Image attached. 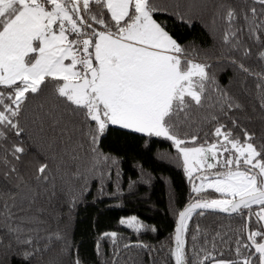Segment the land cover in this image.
Segmentation results:
<instances>
[{
  "label": "snow or ice",
  "instance_id": "snow-or-ice-1",
  "mask_svg": "<svg viewBox=\"0 0 264 264\" xmlns=\"http://www.w3.org/2000/svg\"><path fill=\"white\" fill-rule=\"evenodd\" d=\"M253 3L260 4V14H264V0ZM176 7L173 14L185 20L206 9L208 0H177ZM161 11L166 9L158 7L155 0H0V139L5 138V130L17 136L23 134L19 118L27 112L46 141L45 159L56 161L57 171L66 156L79 159V150L84 147L81 138L88 141L93 168L101 157L116 164L115 158L100 153L96 147L109 125L170 141L182 157L192 192L200 193L207 187L225 197L197 199L178 213L175 247L170 251L175 264H187L184 233L196 209L241 215L249 210L250 219L251 208L257 205L259 210L254 215L258 223L264 222V145L258 150L251 142L254 137L246 131L242 141L219 124L213 133L215 142L205 139L199 146H189L196 144L200 128L217 122V116L212 114L215 110L227 115L225 108L240 109L242 105L220 88L215 74L209 71L211 64L190 58L154 18V13ZM239 15L225 0H216L211 25L215 28L218 20L223 23L221 42L231 51L241 49L240 33L244 29L236 26ZM257 15L255 7L243 12L250 38L259 42L257 33L264 31V19L257 23ZM243 55H250L246 47ZM258 59L264 61V51ZM237 67L259 81L256 88L264 109V73H253L243 63ZM193 126L196 132H185L188 138L182 139L180 129ZM233 126H238L235 120ZM24 151V147L13 145L16 159ZM205 171L211 174L198 175L202 183L197 186L194 173ZM49 172V164L43 163L35 179L47 182ZM203 181L209 182L205 185ZM16 196L29 198L28 193H17L11 199L15 201ZM4 208L11 221L13 213L7 201ZM120 224L137 232L146 227L135 216L121 219ZM7 230L12 234L20 231L18 227ZM199 231L197 227V234ZM105 235L114 240L117 236L115 232ZM258 237L264 240V226L248 232L250 243L237 239V259L205 254L204 260L211 258L216 264H264V242H258ZM16 238L20 241L19 236ZM55 239L63 237L55 234ZM192 239L195 241L196 235ZM22 243L30 245L32 241ZM131 246L147 247L139 243ZM252 248L254 252L244 251ZM97 250L99 254V244ZM193 252L199 255L195 248ZM31 255L25 253V260ZM204 260L198 264H204ZM73 264L82 261L77 257Z\"/></svg>",
  "mask_w": 264,
  "mask_h": 264
},
{
  "label": "trees",
  "instance_id": "trees-1",
  "mask_svg": "<svg viewBox=\"0 0 264 264\" xmlns=\"http://www.w3.org/2000/svg\"><path fill=\"white\" fill-rule=\"evenodd\" d=\"M225 2L240 14L236 23L244 29L240 33V51H231L222 44L221 21H217L215 28L211 25L216 0H208L206 9L185 20L173 14L177 0H155L166 11L154 13V18L185 48L190 58L211 64L209 71L215 74L220 88L242 105L240 109L225 108L227 115L215 110L212 114L217 116V122L200 128L196 144L189 146H198L205 139L215 142L214 129L223 124L242 141L246 131L254 137L251 142L259 150L264 145V109L260 107V93L256 88L259 81L240 71L237 65L243 63L253 73H264V61L258 59V54L264 51V31L257 33L259 42L250 38L243 12L255 7L257 23L264 19V14H260L262 6L253 0ZM180 11H185L183 6ZM105 14L108 18L106 10ZM248 15L251 21V13ZM245 47L250 51L247 57L243 55ZM233 59L237 64L230 63ZM19 120L25 129L23 134L17 136L14 131L5 130V138L0 139V264H73L77 257L82 264H113L114 261L115 264H173L170 249L179 210L197 199L224 198L215 191L192 192L182 157L164 138L109 125L96 147L100 153L115 158L116 164L101 157L93 168L88 141L81 138L84 147L79 150V159L66 156L63 167L57 171L56 161L45 159L46 141L32 125L30 115L22 113ZM233 120L237 127L233 126ZM180 132L181 138L187 139L183 134L196 132V127H184ZM51 134L49 131L48 135ZM13 145L25 148L17 154L19 159L13 155ZM43 163L50 166L47 182L35 179L36 170ZM17 193H28L29 198L22 200L16 196L13 201L11 197ZM5 201L13 213L11 221L7 219ZM258 210L259 206H252L250 219L249 210H244L242 215L193 213L184 233L187 264H198L205 254L224 260L237 259V239L249 243L248 232L264 226L254 215ZM201 212L204 214L200 215ZM133 216L146 226L139 232L120 224L121 219ZM9 227H18L20 231L9 233ZM112 232L117 234L115 240L105 235ZM55 234L63 239H55ZM27 239H31L30 245L22 243ZM257 240L262 241L260 237ZM138 243L147 247L131 246ZM244 251L254 252V248ZM25 253L32 255L25 260ZM215 263L211 258L204 260V264Z\"/></svg>",
  "mask_w": 264,
  "mask_h": 264
},
{
  "label": "water",
  "instance_id": "water-1",
  "mask_svg": "<svg viewBox=\"0 0 264 264\" xmlns=\"http://www.w3.org/2000/svg\"><path fill=\"white\" fill-rule=\"evenodd\" d=\"M201 201H205L203 199H199ZM196 201V200H195ZM195 201H192V202H195ZM189 204V203H188ZM188 204H186L185 206H183L180 210L182 211ZM197 211H211V212H218V213H222V214H230V213H224V212H220L219 210H212V209H196L193 213L197 212ZM178 212V213H179ZM177 220H178V214H177V217H176V220H175V224H174V230H173V236H172V249L175 247V241H174V234H175V228L177 226ZM261 242H264V240H262ZM250 243V242H249ZM172 259H173V264H175V259L174 257L172 256Z\"/></svg>",
  "mask_w": 264,
  "mask_h": 264
},
{
  "label": "rangeland",
  "instance_id": "rangeland-1",
  "mask_svg": "<svg viewBox=\"0 0 264 264\" xmlns=\"http://www.w3.org/2000/svg\"><path fill=\"white\" fill-rule=\"evenodd\" d=\"M196 62H199V61H196ZM199 146V145H198ZM211 174V172L210 171H205V172H202V173H194V176H193V182L197 185V186H199L201 183H202V181L201 180H199V179H197L196 177L198 176V175H210ZM209 181H203V183L206 185L207 183H208ZM192 184V183H191ZM203 191H215L214 189H212V188H207V187H205L201 192H203ZM216 192V191H215ZM221 194V193H220ZM224 197V196H223ZM225 198V197H224ZM216 264V263H215Z\"/></svg>",
  "mask_w": 264,
  "mask_h": 264
},
{
  "label": "crops",
  "instance_id": "crops-1",
  "mask_svg": "<svg viewBox=\"0 0 264 264\" xmlns=\"http://www.w3.org/2000/svg\"><path fill=\"white\" fill-rule=\"evenodd\" d=\"M117 126H119V125H117ZM121 127V126H120Z\"/></svg>",
  "mask_w": 264,
  "mask_h": 264
}]
</instances>
